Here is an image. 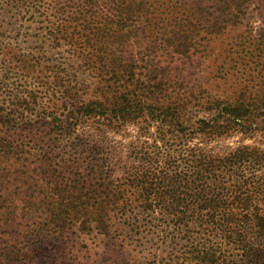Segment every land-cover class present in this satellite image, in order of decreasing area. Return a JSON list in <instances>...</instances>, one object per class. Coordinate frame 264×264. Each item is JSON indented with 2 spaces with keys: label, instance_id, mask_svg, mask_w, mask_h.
I'll return each mask as SVG.
<instances>
[{
  "label": "trees",
  "instance_id": "1",
  "mask_svg": "<svg viewBox=\"0 0 264 264\" xmlns=\"http://www.w3.org/2000/svg\"><path fill=\"white\" fill-rule=\"evenodd\" d=\"M246 1L0 0V85L8 90L0 155L33 154L40 174H49L37 204L52 222L105 235L115 217L137 234L160 228L169 244L183 239L188 264L236 256L264 264L254 245L264 237V152L240 145L213 153L207 143L251 132L245 120L264 109V87L244 101L242 67L225 65L228 52L218 78H234L238 92L230 101L180 87L170 74L173 62H192L201 7L212 8L204 28L215 34L240 22ZM1 22L14 25L13 35ZM233 47L241 61L240 39ZM29 111L49 118L23 121L10 133V123ZM128 125L135 139L110 161L107 146L92 139ZM205 233L229 251L220 256L198 238Z\"/></svg>",
  "mask_w": 264,
  "mask_h": 264
},
{
  "label": "rangeland",
  "instance_id": "2",
  "mask_svg": "<svg viewBox=\"0 0 264 264\" xmlns=\"http://www.w3.org/2000/svg\"><path fill=\"white\" fill-rule=\"evenodd\" d=\"M209 3L210 0H203L202 4ZM242 7L244 14L240 22L233 25L227 23L222 32L215 34L207 33L204 28L206 21L212 18L206 14L212 8L201 7L205 11H201L203 26L196 37L198 45L196 50L194 45L192 62H189L190 65L171 64L170 74L175 81L182 83L180 87L205 89L212 97L228 101L233 99L238 92L234 78L228 77L225 81L218 78L220 66L228 52L225 65L233 66L239 61L242 67L241 73L238 72L242 99L247 102L251 97L261 95L264 87V0H247ZM1 25L7 30L12 28V31L5 33L13 35V24L1 22ZM16 39L21 40L20 36ZM238 39L242 47L241 61L232 53L233 43ZM6 91L5 86L0 85V112H5L3 109L7 106L4 100ZM57 109L56 113H59L60 106ZM27 116L26 119L11 122L10 133L23 121L34 123L35 120L42 122L49 118L36 111H29ZM245 122L253 129L251 132H228L225 136L212 138L207 142L208 147L213 153H222L240 145H254L264 152V109L256 111ZM41 128L34 126L32 131L36 129L40 132ZM136 134V128L128 125L124 133H106L105 138H93L92 142L100 140L104 143L110 161H114L119 151H127V144L135 139ZM60 147L55 150L57 153H62ZM25 155L27 160L18 153L0 155V264H188L181 258L185 241L178 239L169 244L166 232L160 228L144 229L137 234L112 217L109 233L104 235L87 229L80 230L74 224L52 222L48 218L49 212L44 213L43 204H37L46 181L44 177L49 174H40L32 162L35 159L33 154ZM259 207L264 210V204H259ZM198 238L207 239L217 251L219 249L220 256L230 249L214 233H205ZM254 245L260 252V260L264 261V237L256 238ZM217 262L248 264L247 261L238 260V256L233 260L224 257Z\"/></svg>",
  "mask_w": 264,
  "mask_h": 264
}]
</instances>
